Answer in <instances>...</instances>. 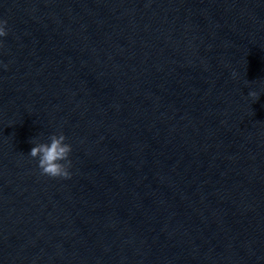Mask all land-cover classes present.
Wrapping results in <instances>:
<instances>
[{
	"label": "water",
	"instance_id": "water-1",
	"mask_svg": "<svg viewBox=\"0 0 264 264\" xmlns=\"http://www.w3.org/2000/svg\"><path fill=\"white\" fill-rule=\"evenodd\" d=\"M0 20V264H264V0ZM60 133L71 179L29 156Z\"/></svg>",
	"mask_w": 264,
	"mask_h": 264
},
{
	"label": "clouds",
	"instance_id": "clouds-1",
	"mask_svg": "<svg viewBox=\"0 0 264 264\" xmlns=\"http://www.w3.org/2000/svg\"><path fill=\"white\" fill-rule=\"evenodd\" d=\"M8 35L7 22L0 20V40ZM29 156L37 161L41 175L52 179H71L72 146L63 133L53 134L47 142L32 141Z\"/></svg>",
	"mask_w": 264,
	"mask_h": 264
}]
</instances>
